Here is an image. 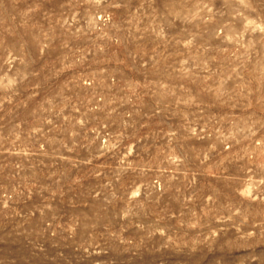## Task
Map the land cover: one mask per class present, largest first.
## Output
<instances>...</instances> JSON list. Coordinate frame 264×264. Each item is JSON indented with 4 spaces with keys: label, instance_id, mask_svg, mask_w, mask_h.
<instances>
[{
    "label": "rangeland",
    "instance_id": "obj_1",
    "mask_svg": "<svg viewBox=\"0 0 264 264\" xmlns=\"http://www.w3.org/2000/svg\"><path fill=\"white\" fill-rule=\"evenodd\" d=\"M0 264H264V0H0Z\"/></svg>",
    "mask_w": 264,
    "mask_h": 264
}]
</instances>
